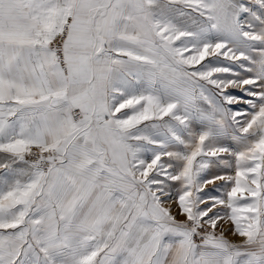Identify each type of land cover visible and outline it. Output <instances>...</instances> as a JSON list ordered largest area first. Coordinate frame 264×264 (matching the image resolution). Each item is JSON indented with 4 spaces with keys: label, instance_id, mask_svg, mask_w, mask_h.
Wrapping results in <instances>:
<instances>
[{
    "label": "snow or ice",
    "instance_id": "obj_1",
    "mask_svg": "<svg viewBox=\"0 0 264 264\" xmlns=\"http://www.w3.org/2000/svg\"><path fill=\"white\" fill-rule=\"evenodd\" d=\"M0 264H264V0H0Z\"/></svg>",
    "mask_w": 264,
    "mask_h": 264
}]
</instances>
